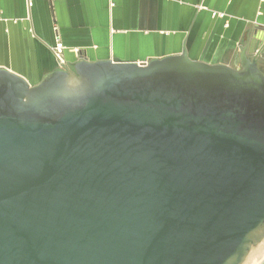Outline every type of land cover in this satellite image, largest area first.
Returning a JSON list of instances; mask_svg holds the SVG:
<instances>
[{"label":"water","instance_id":"95a60500","mask_svg":"<svg viewBox=\"0 0 264 264\" xmlns=\"http://www.w3.org/2000/svg\"><path fill=\"white\" fill-rule=\"evenodd\" d=\"M263 240V28L233 66L0 68V264H247Z\"/></svg>","mask_w":264,"mask_h":264},{"label":"crops","instance_id":"0c3cea01","mask_svg":"<svg viewBox=\"0 0 264 264\" xmlns=\"http://www.w3.org/2000/svg\"><path fill=\"white\" fill-rule=\"evenodd\" d=\"M256 27L264 29V0H0V68L36 84L60 69L57 40L69 68L82 59L139 64L182 48L233 66Z\"/></svg>","mask_w":264,"mask_h":264},{"label":"built area","instance_id":"2783aa9c","mask_svg":"<svg viewBox=\"0 0 264 264\" xmlns=\"http://www.w3.org/2000/svg\"><path fill=\"white\" fill-rule=\"evenodd\" d=\"M28 5H30V3H28ZM65 49H66L65 46L58 40L55 42L54 46L51 47V52L53 53V55H54L57 63L59 64V66L64 64L63 51ZM141 65H145V64H141Z\"/></svg>","mask_w":264,"mask_h":264},{"label":"rangeland","instance_id":"374dc122","mask_svg":"<svg viewBox=\"0 0 264 264\" xmlns=\"http://www.w3.org/2000/svg\"><path fill=\"white\" fill-rule=\"evenodd\" d=\"M263 246H264V241H263V244H261L259 246V249L261 247H263ZM259 249H258V251H259ZM258 251L253 255V257H256L258 255ZM259 253H260V255H259L260 257L258 259L259 261L257 262V264H261V262L264 260V252L263 251H260ZM253 257L250 259V261L247 264H251L252 263Z\"/></svg>","mask_w":264,"mask_h":264},{"label":"bare ground","instance_id":"6f19581e","mask_svg":"<svg viewBox=\"0 0 264 264\" xmlns=\"http://www.w3.org/2000/svg\"><path fill=\"white\" fill-rule=\"evenodd\" d=\"M263 241H264V240H263ZM261 244H263V242H262ZM258 249H259V247H258ZM258 249L256 250V252L258 251ZM260 251H263V252H264V246L261 247V248L259 249V251H258V255H257L256 257H253V256H252V257H253V260H252V263H251V264H257V262L259 261L258 259H259V257H260V256H259V255H260V253H259ZM256 252H255V253H256ZM255 253H254V254H255Z\"/></svg>","mask_w":264,"mask_h":264},{"label":"flooded vegetation","instance_id":"af4514ba","mask_svg":"<svg viewBox=\"0 0 264 264\" xmlns=\"http://www.w3.org/2000/svg\"><path fill=\"white\" fill-rule=\"evenodd\" d=\"M151 60H153V59L145 60V61L141 62L140 64H145V65H147ZM136 63H137V62H136ZM137 64H138V63H137Z\"/></svg>","mask_w":264,"mask_h":264}]
</instances>
